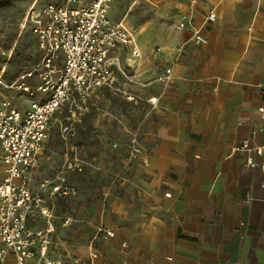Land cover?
I'll return each mask as SVG.
<instances>
[{
    "label": "crops",
    "instance_id": "crops-1",
    "mask_svg": "<svg viewBox=\"0 0 264 264\" xmlns=\"http://www.w3.org/2000/svg\"><path fill=\"white\" fill-rule=\"evenodd\" d=\"M140 35L139 57L128 48L113 54L112 85L91 96L74 138L62 141L55 115L36 157L32 188L64 172L77 192L48 201V256L66 264H264V154L247 151L264 142V0H182L169 27ZM151 96L154 107L143 100ZM133 137L146 165L130 156Z\"/></svg>",
    "mask_w": 264,
    "mask_h": 264
},
{
    "label": "built area",
    "instance_id": "built-area-1",
    "mask_svg": "<svg viewBox=\"0 0 264 264\" xmlns=\"http://www.w3.org/2000/svg\"><path fill=\"white\" fill-rule=\"evenodd\" d=\"M113 0H58L48 2L26 16L31 32L36 37V59L13 81L0 78V87L19 92L28 98L24 109L3 98L0 102V264L12 258L14 264H66L60 258L48 256L51 244L52 211L48 201L55 197H74L75 188L64 172L38 182L31 187L32 170L36 157L49 137L52 120L61 114L60 135L68 143L75 136V126L89 109V99L101 87L113 82V54L118 48H128L131 57L140 52L133 33L120 22L109 17ZM214 13L207 15L214 20ZM185 15L177 27L185 28ZM197 44H205L199 33L193 36ZM160 48H156L158 53ZM170 73L165 70L166 79ZM260 118L264 121V86ZM50 93L45 100L38 93ZM133 99V96H129ZM154 107L158 97L143 99ZM247 148V142L242 144ZM131 157L148 163V156L133 137L129 141ZM264 154V142L248 148ZM253 166L252 159L247 162ZM264 171V162L260 165ZM165 197L170 193L165 192ZM249 200V198L247 199ZM41 220L44 228L33 227ZM104 237L114 232L103 230ZM68 264H95L81 258Z\"/></svg>",
    "mask_w": 264,
    "mask_h": 264
},
{
    "label": "rangeland",
    "instance_id": "rangeland-1",
    "mask_svg": "<svg viewBox=\"0 0 264 264\" xmlns=\"http://www.w3.org/2000/svg\"><path fill=\"white\" fill-rule=\"evenodd\" d=\"M55 1L58 0H11L7 5L0 7V78L4 82L13 81L38 55L36 37L26 20L28 12ZM181 1L113 0L109 14L113 20L123 21L133 35L139 38L140 34L150 29L163 32L169 27L176 19ZM36 95L38 99L45 100L50 93ZM3 98L10 100L12 105L19 109H24L29 102L28 98L20 96L19 92L0 87V102ZM124 108L132 112L133 106L126 104Z\"/></svg>",
    "mask_w": 264,
    "mask_h": 264
},
{
    "label": "trees",
    "instance_id": "trees-1",
    "mask_svg": "<svg viewBox=\"0 0 264 264\" xmlns=\"http://www.w3.org/2000/svg\"><path fill=\"white\" fill-rule=\"evenodd\" d=\"M11 0H0V7H3V6H5V5H7L9 2H10ZM35 60V59H34ZM33 60V61H34ZM32 61V62H33Z\"/></svg>",
    "mask_w": 264,
    "mask_h": 264
}]
</instances>
